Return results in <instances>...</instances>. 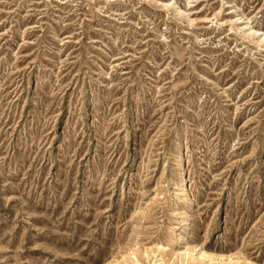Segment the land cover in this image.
Here are the masks:
<instances>
[{"label":"rangeland","instance_id":"obj_1","mask_svg":"<svg viewBox=\"0 0 264 264\" xmlns=\"http://www.w3.org/2000/svg\"><path fill=\"white\" fill-rule=\"evenodd\" d=\"M0 264H264V0H0Z\"/></svg>","mask_w":264,"mask_h":264}]
</instances>
